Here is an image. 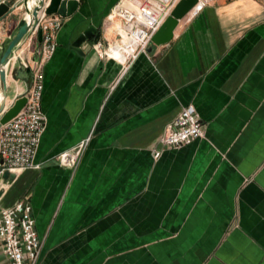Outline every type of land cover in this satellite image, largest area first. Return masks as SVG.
Masks as SVG:
<instances>
[{
  "label": "crops",
  "instance_id": "0c3cea01",
  "mask_svg": "<svg viewBox=\"0 0 264 264\" xmlns=\"http://www.w3.org/2000/svg\"><path fill=\"white\" fill-rule=\"evenodd\" d=\"M20 1L0 0L13 8L0 45L24 17ZM76 2L42 67L32 166L0 179V207L30 203L36 264H264V0H207L125 69L98 54L117 39L118 20L106 17L125 0ZM89 26L101 46L86 39L78 54L70 44ZM32 57L21 39L5 68L6 105L30 86L25 72L12 75ZM188 103L202 136L154 159ZM86 137L75 167L60 166L56 155Z\"/></svg>",
  "mask_w": 264,
  "mask_h": 264
},
{
  "label": "built area",
  "instance_id": "2783aa9c",
  "mask_svg": "<svg viewBox=\"0 0 264 264\" xmlns=\"http://www.w3.org/2000/svg\"><path fill=\"white\" fill-rule=\"evenodd\" d=\"M178 0H125L116 3L106 19L118 20L115 27L118 37L106 43L98 53L113 59L125 69L139 53H144L150 37L168 16ZM207 0H196L186 14H195ZM48 0H42L33 22L22 39L25 40L32 58L24 59L22 66L30 72V86L21 93L25 97L22 108L7 122L0 124V174L3 170L17 171L31 167L44 123L40 109L42 92V67L52 56L54 36L61 24L58 14H45ZM40 41L34 43L37 31ZM95 46L99 49L100 43ZM1 47V46H0ZM11 68V67H10ZM202 124L191 103L181 106L165 125L157 139V147L151 153L155 159L163 148H178L202 136ZM88 137L73 148L56 155L60 166L74 168L87 143ZM41 249V240L34 228L30 203L18 199L9 206L0 207V250L9 264H36Z\"/></svg>",
  "mask_w": 264,
  "mask_h": 264
},
{
  "label": "water",
  "instance_id": "95a60500",
  "mask_svg": "<svg viewBox=\"0 0 264 264\" xmlns=\"http://www.w3.org/2000/svg\"><path fill=\"white\" fill-rule=\"evenodd\" d=\"M196 0H178L173 6L168 16L162 21L159 27L150 37V42L154 45H160L168 42L172 37V31L177 24V21L181 19ZM20 4L25 7V14L22 17L14 31L9 35L5 43L0 46V124H4L10 118H12L24 105L25 97L21 94L16 95L10 101L8 105L5 103L6 96V82L5 71L9 58L12 56L13 48L25 35L26 31L33 26L35 22L36 14L42 6V0H21ZM76 0H48L47 5L44 8L45 14H58L61 17L69 15L76 7ZM13 8L9 7L6 3L0 2V19L4 17ZM41 32L37 31V41H40ZM92 38L96 43L98 39V33H95V29L92 26L85 28L70 44V47L78 54H81L80 45L86 40ZM25 72L30 76V72L27 67H17L12 75L13 79L19 78V74ZM15 176V172L8 173L7 170H3L0 174V179L3 183H9ZM0 190V194H1Z\"/></svg>",
  "mask_w": 264,
  "mask_h": 264
},
{
  "label": "bare ground",
  "instance_id": "6f19581e",
  "mask_svg": "<svg viewBox=\"0 0 264 264\" xmlns=\"http://www.w3.org/2000/svg\"><path fill=\"white\" fill-rule=\"evenodd\" d=\"M111 31V30H110Z\"/></svg>",
  "mask_w": 264,
  "mask_h": 264
}]
</instances>
